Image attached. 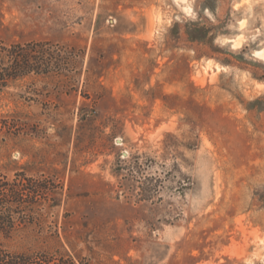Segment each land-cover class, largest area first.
I'll return each mask as SVG.
<instances>
[{"label": "rangeland", "instance_id": "1", "mask_svg": "<svg viewBox=\"0 0 264 264\" xmlns=\"http://www.w3.org/2000/svg\"><path fill=\"white\" fill-rule=\"evenodd\" d=\"M0 42L47 66L0 91V185L37 195L1 242L264 264V0H0Z\"/></svg>", "mask_w": 264, "mask_h": 264}, {"label": "trees", "instance_id": "2", "mask_svg": "<svg viewBox=\"0 0 264 264\" xmlns=\"http://www.w3.org/2000/svg\"><path fill=\"white\" fill-rule=\"evenodd\" d=\"M39 48V49H38ZM43 44H6L0 42V91L12 82L32 72L47 73V66L36 52ZM0 232L10 236L17 217L24 219L20 210L24 203L37 202L36 190L25 194L26 184L21 181L0 185ZM0 264H85L75 257L48 250H12L0 241Z\"/></svg>", "mask_w": 264, "mask_h": 264}, {"label": "bare ground", "instance_id": "3", "mask_svg": "<svg viewBox=\"0 0 264 264\" xmlns=\"http://www.w3.org/2000/svg\"><path fill=\"white\" fill-rule=\"evenodd\" d=\"M256 52H258V54H260L264 58V48L263 49H260V50H258Z\"/></svg>", "mask_w": 264, "mask_h": 264}]
</instances>
